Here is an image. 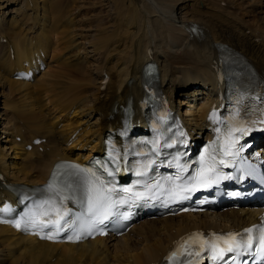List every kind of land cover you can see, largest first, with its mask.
<instances>
[{
  "label": "bare ground",
  "instance_id": "bare-ground-1",
  "mask_svg": "<svg viewBox=\"0 0 264 264\" xmlns=\"http://www.w3.org/2000/svg\"><path fill=\"white\" fill-rule=\"evenodd\" d=\"M263 9L264 0H0V182L41 184L58 158L101 152L129 101L132 126L144 128L136 107L150 60L192 141L211 137L222 58L264 80ZM7 198L0 188V204ZM257 212L143 218L121 236L76 243L0 224V264H157L188 229L240 227Z\"/></svg>",
  "mask_w": 264,
  "mask_h": 264
},
{
  "label": "snow or ice",
  "instance_id": "snow-or-ice-1",
  "mask_svg": "<svg viewBox=\"0 0 264 264\" xmlns=\"http://www.w3.org/2000/svg\"><path fill=\"white\" fill-rule=\"evenodd\" d=\"M223 163V161H221ZM70 167H78L76 165H71ZM118 171V169H116ZM214 169H210L212 171ZM80 171H85L84 169H80ZM111 174V173H109ZM141 173H137V175H140ZM93 176H95V173H92ZM99 180V178H97ZM100 187H97L96 184H93L89 182V186L87 188V200H88V211L90 214L101 215V218H107V215L109 214L108 211V205L107 200L109 199L107 196L104 195L105 191H112V189H105L103 187V181H99ZM187 191H191L192 189H185ZM124 192L131 191L130 189H122ZM47 203V202H46ZM56 215L57 219L55 221H51V223L59 226L60 220L63 219V215L60 213L59 209H56ZM44 215H48L47 212L44 213ZM253 229H246V232L251 233ZM261 233H264V228L260 229ZM220 241H222L223 246H221ZM198 242L199 243V250L191 251L193 243ZM259 244L261 246V251H264V235H261L259 237ZM253 243L252 237H249L247 240L243 241V244L236 241V234H230L227 238L225 237H217V242H210L207 239H201V234H194L192 237H189L188 240L184 241L181 245L178 246V251L172 253V257H177L179 260L178 253L180 250H184L183 254H186L187 256H199L201 254L202 250H207L211 253V260L217 261V260H224L225 253H232L236 252V255H240V253L237 251V249L241 247L251 248ZM170 257V259L172 258ZM232 259H235V257H232ZM180 264H192V261H180Z\"/></svg>",
  "mask_w": 264,
  "mask_h": 264
},
{
  "label": "rangeland",
  "instance_id": "rangeland-1",
  "mask_svg": "<svg viewBox=\"0 0 264 264\" xmlns=\"http://www.w3.org/2000/svg\"><path fill=\"white\" fill-rule=\"evenodd\" d=\"M264 10V9H263ZM262 10V14H261V17H264V11ZM259 17H260V15H259ZM0 127H1V125H0ZM2 136H4V134L2 135ZM2 138V140L4 139L3 137H1ZM4 141V140H3Z\"/></svg>",
  "mask_w": 264,
  "mask_h": 264
}]
</instances>
